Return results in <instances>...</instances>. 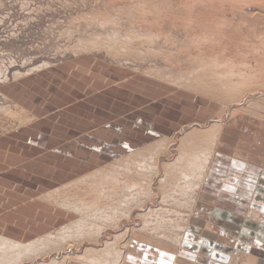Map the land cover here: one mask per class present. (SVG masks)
<instances>
[{
  "label": "rangeland",
  "instance_id": "rangeland-1",
  "mask_svg": "<svg viewBox=\"0 0 264 264\" xmlns=\"http://www.w3.org/2000/svg\"><path fill=\"white\" fill-rule=\"evenodd\" d=\"M139 112L159 115L153 117L157 124L174 123L173 134L117 158L87 157L82 173H51L60 170L52 168L61 159L51 153L65 144L62 140L96 137V144L119 148L129 139L125 128L132 129L127 119ZM215 127H220L218 141L211 150L201 133ZM229 131L248 143L244 149L262 144L264 152V0H0V175L19 187L46 185L16 192L25 193L23 202L39 197L61 215L58 227L36 240L52 239L42 256L10 264H88L63 258L76 244L83 255L90 247L105 249L108 242L110 264L119 253L127 264L139 237L162 249L148 250L144 264H178L179 259L180 264H237L244 257L238 264H264V191L249 213L210 212L200 187L206 176L193 171L203 164L196 167L203 155L215 154L219 137ZM187 138L193 141L184 149L188 158L176 164ZM165 140L171 145L156 152L153 147ZM65 163L77 166L71 159ZM114 163L109 179L120 182H100ZM93 173L98 176L90 186L77 182ZM55 174L60 180L51 185ZM178 177L188 183L172 184ZM99 185L105 190L101 198ZM217 214L231 218V238L226 237L225 251L213 253L204 246L215 241L207 233ZM64 227L75 237L60 242ZM79 230H92L90 240L97 242L78 237ZM237 246L245 251L236 252ZM155 254L161 260L155 261Z\"/></svg>",
  "mask_w": 264,
  "mask_h": 264
},
{
  "label": "crops",
  "instance_id": "crops-1",
  "mask_svg": "<svg viewBox=\"0 0 264 264\" xmlns=\"http://www.w3.org/2000/svg\"><path fill=\"white\" fill-rule=\"evenodd\" d=\"M138 114L140 115L137 117ZM137 115L132 114L131 117L127 119V122L130 124L132 129L128 130L125 128L123 134L129 139L126 140L119 148H109L105 144H96L93 142L95 141L94 139H97L96 137H77L75 139L72 138L71 140H62L65 141V144L54 148V151L51 153L53 157L61 159L60 163L55 161L52 164V168L54 169L55 167H59L60 170L54 169L56 172L51 171V173H67L68 177L70 175L72 176L82 173L86 163H90V160L87 159V157H97L98 159L117 158L132 153L138 148L144 147L147 143L159 139L160 137L158 136L172 135L174 132V123L168 121V123L161 125L154 122V118H157L159 115H151L146 112H139ZM121 130L122 129H117L115 133L121 132ZM16 140L19 141L18 139ZM243 144L248 143L246 141H243L242 143V141H239L237 137H234L230 131L228 133L225 132L224 135L222 134L221 137H219V144L217 147L218 150L212 156V158H214H210L211 162H208L210 167L208 166L205 174V183H203L201 186V193L205 192L204 202L206 204L204 203V205L207 207L206 209L210 210V212L218 211L223 215L230 216L241 214L242 212L244 213V211L249 213L251 207L257 204L256 198L258 197L259 192L262 194L264 191V152L262 149V144L260 145L261 148L259 147L260 149L255 148L253 151L244 149ZM70 159L75 161L77 166L74 165L69 167L68 163L64 164V161H69ZM112 166L111 168L113 169L114 167L116 168L118 164L117 166ZM119 172L120 170L117 172V174ZM20 173L21 175L27 177V175L24 174L26 172L23 170H20ZM108 173L109 172H107V175L104 177L106 180L111 176V174ZM1 176L3 175H0V177ZM53 176L57 175L55 174ZM97 176V174L93 173L77 182L89 184L92 183V179H96ZM104 178L100 182L105 181ZM2 179L5 181H2ZM59 180V176L52 178L51 185L56 184ZM115 180L109 179V181L112 183L115 182ZM24 183L27 184L26 182ZM90 185L91 184L88 186ZM103 186L104 185H99V192L96 191L100 198L105 194V190L102 188ZM44 187L47 186L34 184L32 186L23 185V187H19L17 186L16 182H12V180L7 179L6 177L0 178V237L23 244H28L32 243V241H36L48 231H53L58 227L61 220L59 211L54 209L51 210L49 205L44 203L39 197H36L30 202H23L25 193L21 191L16 192L17 188H22L24 191L29 188L30 190L28 192L30 193L31 190H43L45 189ZM106 188L107 186L105 189ZM48 196L49 195H46L45 197L44 193L43 198L46 199ZM42 205L45 207L41 208ZM262 217L264 219V216ZM262 217L259 219H262ZM217 218V222L212 225L213 229L211 231L214 233H211L210 230H208L207 233L209 240H216L214 242L210 241L211 244L209 246L207 245V247H209L207 251L212 250L213 253L219 250L225 251V248H227L225 246L229 245L228 242L230 240L226 237L230 238L227 233L231 224L230 221H232L231 218H227L225 220L224 217L219 218L218 215ZM206 220L208 219L206 218ZM211 223L213 222L211 221ZM217 226L220 227L219 230L215 229ZM219 233L221 234L222 241L218 239L220 236ZM218 240L219 242H222L220 245L217 243ZM197 246L200 245L196 244V247ZM157 247L158 248L151 246V243H149V241L143 237L136 238L130 251L132 256L128 259L127 264H144L148 250H154L156 252L157 250H162L158 245ZM204 247H206V245ZM237 248L240 249L239 251H236L238 253H241L240 251H245L240 246H237ZM155 255V261L161 260L159 254ZM178 264H180V259ZM205 264L213 263L206 262Z\"/></svg>",
  "mask_w": 264,
  "mask_h": 264
},
{
  "label": "bare ground",
  "instance_id": "bare-ground-1",
  "mask_svg": "<svg viewBox=\"0 0 264 264\" xmlns=\"http://www.w3.org/2000/svg\"><path fill=\"white\" fill-rule=\"evenodd\" d=\"M245 1V0H244ZM133 36H135V35H133ZM139 36V35H138ZM143 37V36H142ZM154 37V36H153ZM152 37V38H153ZM131 38V37H130ZM131 40H133V39H131ZM114 41V40H113ZM112 41V42H113ZM127 41V40H126ZM116 42V41H115ZM129 41H127V43H128ZM126 44V43H125ZM109 45V44H108ZM114 45V44H113ZM116 45V44H115ZM128 46V45H127ZM240 46H243V45H240ZM245 47V46H244ZM125 49H127V48H125ZM127 51V50H126ZM249 54V53H248ZM215 57H217V56H215ZM245 58V57H244ZM234 59V58H233ZM233 61V60H232ZM218 62V61H217ZM210 63V62H209ZM207 66V65H206ZM210 66V65H209ZM213 66V65H212ZM216 66V65H215ZM202 67V66H201ZM224 67V66H223ZM259 67V66H258ZM203 68V67H202ZM201 68V69H202ZM199 69V68H198ZM210 69V68H209ZM221 69V68H220ZM194 70H196V69H194ZM206 70V69H205ZM198 71V70H197ZM201 71V70H200ZM203 72H204V70H203ZM202 72V73H203ZM206 72V71H205ZM208 73H210V74H212L211 72H210V70L209 71H207ZM206 72V73H207ZM161 73V72H160ZM196 73H198V72H196ZM205 73V74H206ZM218 73V72H217ZM216 73V74H217ZM222 73V72H221ZM220 73V74H221ZM225 73V72H224ZM262 73V72H261ZM254 74V73H253ZM28 75V74H27ZM206 75H209V74H206ZM198 76V75H197ZM204 76V75H203ZM214 76V75H213ZM200 77V76H199ZM205 77V76H204ZM211 77H212V75H211ZM210 77V78H211ZM223 77V76H222ZM221 77V78H222ZM195 78H197V77H195ZM201 78V77H200ZM208 78H209V76H208ZM207 78V79H208ZM218 78V77H217ZM220 78V77H219ZM245 78H247V76L245 77ZM202 79H203V77H202ZM201 79V80H202ZM206 79V80H207ZM212 79V78H211ZM228 79V78H227ZM197 80V79H196ZM251 80V79H250ZM193 81V80H192ZM219 80H217V82H218ZM224 81H226V80H224ZM253 81V80H252ZM199 82V81H198ZM249 82V81H248ZM197 83V82H196ZM201 83V82H200ZM202 83H204V81L202 82ZM208 83V82H207ZM226 83V82H225ZM235 83H237V82H235ZM192 84V83H191ZM205 84V83H204ZM210 84V83H209ZM233 84V83H232ZM206 85V84H205ZM223 85H226V84H223ZM197 86V85H196ZM229 86V85H228ZM252 86V85H251ZM200 87V86H199ZM206 87V86H205ZM223 87V86H222ZM212 88V87H211ZM221 88V87H220ZM231 88H232V86H231ZM221 89H223V88H221ZM239 89V88H238ZM228 90V89H227ZM250 90V89H249ZM207 91V90H206ZM213 91V90H212ZM210 92V91H209ZM223 92V91H222ZM238 93V92H237ZM219 94H221V92L219 93ZM218 95V94H217ZM230 95V94H229ZM222 96V95H221ZM236 96V95H235ZM238 96V95H237ZM228 98V97H227ZM235 98V97H234ZM232 100H235V99H233L232 98ZM2 106V105H1ZM221 115V114H220ZM212 125V124H211ZM220 127H215V128H212V129H210V130H208V131H206V132H197V133H199V134H194V135H200V133H201V135H203V137H202V139L204 140V141H207V144H209V143H211V150H212V145H213V143L214 142H217L218 140V137H216L217 136V134L215 133L216 132V130H218ZM201 129V128H200ZM215 136V137H214ZM193 141L190 139V138H187L185 141H184V144H183V151H182V149H181V152H180V157H179V159L177 160V162H176V164H179V163H181L182 161H183V159L186 157V158H188L187 156V154L185 153L186 152V150H184L186 147L187 148H189L190 147V145H191V143H192ZM162 144H168V145H171L170 144V141H168V140H166V141H163V142H161V143H159V144H157V146L156 147H153V149H155V151L157 152L158 151V148L159 147H161L162 146ZM173 144V143H172ZM206 144V145H207ZM216 145V144H215ZM171 148V147H170ZM202 148H204L203 146H202ZM172 149V148H171ZM207 149H209V148H207ZM207 149L205 148L204 149V152H206L207 151ZM209 149V150H210ZM169 150V146H168V149L166 150V152ZM192 150V149H191ZM188 151V150H187ZM194 151V150H193ZM172 152V151H171ZM212 152V151H211ZM159 154H161V153H159ZM209 154H210V152H209ZM212 154H213V152H212ZM167 155H169L170 156V154H167ZM192 155V154H191ZM211 155V154H210ZM214 155V154H213ZM203 161H202V159H200L198 162L199 163H197L196 164V167H199L200 165H201V163H203L202 165H201V167L199 168V169H197V170H193L194 171V174H196L197 172H202L203 173V177L205 176V174H206V171H207V168H208V162H209V157L210 158H212V155L211 156H209V157H207V154H206V156H204L203 155ZM185 158V160H187ZM206 158H207V161H205L206 160ZM214 158V157H213ZM212 158V159H213ZM176 159V158H175ZM132 161V160H131ZM184 162V161H183ZM167 163V162H166ZM185 163V162H184ZM192 163V162H191ZM205 163H206V165H205ZM118 164V163H117ZM117 164L116 163H114V164H111L110 166H108L107 167V169H109L108 171H106V172H109L110 171V169H112L111 168V166L112 165H116L117 166ZM161 164H162V162H161ZM159 165V164H158ZM192 165H194L193 163H192ZM164 166V165H163ZM176 166H178V165H176ZM110 167V168H109ZM113 167V166H112ZM146 167H147V165L146 166H144V168H143V170H145L146 169ZM174 167H175V165H174ZM210 167V166H209ZM138 168V167H137ZM136 168V169H137ZM161 168V167H160ZM165 168V167H164ZM181 168V167H180ZM113 169H115V167L113 168ZM203 169H204V171H203ZM160 170V169H159ZM164 170V169H163ZM101 171V170H100ZM125 171H128V169H124V172ZM156 171L158 172V167L156 168ZM161 171V170H160ZM166 171V170H165ZM183 171V170H182ZM192 171V172H193ZM169 172V171H168ZM91 173V172H90ZM110 173V172H109ZM108 173V174H109ZM120 173V172H119ZM117 174V175H121V174ZM135 173V172H134ZM164 173V172H163ZM162 173V174H163ZM184 173V172H183ZM183 173H182V176H183ZM187 173V172H186ZM107 174V173H106ZM111 174V173H110ZM144 174V173H143ZM150 174V173H149ZM167 174V173H166ZM164 175V174H163ZM177 174L176 173H174L173 174V176H176ZM158 176V175H157ZM178 176V175H177ZM108 177V176H107ZM155 177V176H154ZM184 177V176H183ZM194 177V176H193ZM103 178V177H102ZM108 178H110V177H108ZM107 178V179H108ZM144 178V177H143ZM157 178V177H156ZM179 179H177V182H175V183H172V184H180L181 186H183V184H182V180L183 181H185V180H187L186 178L184 179H182L181 180V178L180 177H178ZM187 178H189V177H187ZM136 179H139V178H136ZM141 179V178H140ZM149 179V178H148ZM104 180H106V178H104ZM203 180H204V178H203ZM165 181H166V179L164 180V183H165ZM169 181V180H168ZM172 181H176V178L174 177V179L172 180ZM115 182L116 183H119L120 182V178L118 177L116 180H115ZM114 182V183H115ZM156 182V181H155ZM167 182V181H166ZM169 182H171V181H169ZM186 183H188L187 181H185ZM150 183V182H149ZM152 183V182H151ZM197 183V182H196ZM200 184V183H199ZM201 185V184H200ZM155 186V185H154ZM180 186V187H181ZM201 187V186H200ZM206 187V186H205ZM103 188V187H102ZM152 188V187H151ZM166 188H167V186H166ZM173 189V188H172ZM171 188H170V190H172ZM197 188H195V190H196ZM169 190V191H170ZM206 190V189H205ZM100 191H101V189H100ZM127 191V190H126ZM154 191V190H153ZM173 191V190H172ZM177 191V190H176ZM260 191V190H259ZM171 192V191H170ZM179 192V191H178ZM191 192H192V189H191ZM125 193V192H124ZM143 194V193H142ZM157 195V194H156ZM159 195V194H158ZM191 195V194H190ZM190 195H189V197H190ZM262 195V194H261ZM130 196V195H129ZM183 196H185V195H183ZM150 197V196H149ZM158 197V196H157ZM187 197V196H186ZM134 198V197H133ZM146 198V197H145ZM155 198V197H154ZM172 197H170V199H171ZM181 198V197H180ZM193 198V197H192ZM144 199V198H143ZM142 200V199H141ZM155 200V199H154ZM227 200V199H226ZM136 202H137V200H136ZM145 203V202H144ZM147 203V202H146ZM196 203V202H195ZM124 205V204H123ZM122 205V206H123ZM139 205V204H138ZM235 205V204H234ZM79 206V205H78ZM142 206V205H141ZM230 206V205H229ZM81 207H83V206H80V209H81ZM112 207V206H111ZM214 208H218V207H214ZM75 209H77V208H75ZM104 209V208H103ZM224 209V208H223ZM231 209V208H230ZM113 210V209H112ZM130 210V209H129ZM133 210V209H132ZM229 210V209H228ZM227 210V211H228ZM97 211H100V210H97ZM221 211V210H220ZM72 212V211H71ZM206 212V211H205ZM80 214V213H79ZM105 214V213H104ZM202 214V213H201ZM220 214V213H219ZM131 215V214H130ZM214 215V214H213ZM218 215V214H217ZM222 214H220V216H221ZM204 216V215H203ZM226 217V216H225ZM227 218V217H226ZM250 218V217H249ZM104 219V218H103ZM110 218H108V220H109ZM150 219V218H149ZM101 220V219H100ZM146 220V219H145ZM202 220V219H201ZM212 220V219H211ZM241 220V219H240ZM84 221V220H83ZM86 221L88 222L89 220H87L86 219ZM110 221H112V220H110ZM114 221V220H113ZM229 221V220H228ZM102 222H104V221H102ZM101 222V223H102ZM115 222H116V220H115ZM114 222V223H115ZM217 222V221H216ZM90 223H91V220H90ZM89 223V224H90ZM106 223V222H105ZM119 223H121V222H119ZM192 223H193V221H192ZM233 223H235V222H233ZM232 223V224H233ZM238 223V222H237ZM245 223V222H244ZM109 224H111V222L109 223ZM108 224V225H109ZM257 224V223H256ZM99 225H100V223H99ZM103 225V224H102ZM184 225V224H183ZM212 225V224H211ZM235 225H236V223H235ZM242 225V224H241ZM83 226V225H82ZM87 226H88V224H87ZM105 225H103V227H104ZM113 226H115V224L113 225ZM120 226V225H119ZM243 226V225H242ZM96 227V226H95ZM106 227V226H105ZM111 227V226H110ZM225 227V226H224ZM235 227V226H234ZM101 228V227H100ZM107 228V227H106ZM190 228V227H189ZM231 228V227H230ZM105 229V228H104ZM103 229V230H104ZM114 229V228H113ZM185 229V231H186V228H184ZM202 229V228H201ZM208 229V228H207ZM210 229V228H209ZM212 229V228H211ZM218 230H219V228H217ZM99 230V229H98ZM80 231V232H79ZM78 232H77V236L78 237H80L81 238V236H82V238H85V239H88L90 242H92L91 240H90V238H92L93 237V234H90L91 232H92V230H88V231H86V232H84V231H81V230H79ZM97 231V230H96ZM95 231V232H96ZM60 233H62V234H59L60 236H59V240H60V242H66V241H70V239H73L75 236H72L73 235V230L70 228V227H64V228H62L60 231H59ZM160 232V231H159ZM210 232L211 233H214V232H212L211 230H210ZM97 233H99V232H97ZM128 233V232H127ZM225 233V232H224ZM95 234V233H94ZM101 234H103L102 232H101ZM228 234V233H227ZM96 235V234H95ZM185 235V234H184ZM188 235V234H187ZM211 235V234H210ZM234 235V234H233ZM51 236H53V235H49V237L48 238H50ZM126 236H127V234H126ZM240 236V235H239ZM264 236V235H263ZM116 237V236H115ZM196 237V236H195ZM200 237V236H199ZM210 237V236H209ZM98 238V237H97ZM118 238H119V236H118ZM124 238V237H123ZM196 238H198V237H196ZM207 238V237H206ZM231 238V237H230ZM126 239V238H125ZM183 240L185 239V238H182ZM201 239V238H200ZM221 239V238H220ZM262 239V238H261ZM51 240L52 239H40V240H38V241H36V242H32V243H28V244H23V243H20V242H15V241H12V240H10V239H7V238H3V237H0V264H10V260H15L16 262H23V261H27V260H36L38 257H39V255H41L45 250H47V247H49L50 246V244H52L51 243ZM82 240V239H81ZM81 240H80V242H81ZM98 240H99V238H98ZM116 240V239H115ZM183 240H182V242H183ZM193 240V239H192ZM198 240V239H197ZM251 240V239H250ZM75 240H73V242H74ZM84 241V240H83ZM94 241H95V239H94ZM93 241V242H94ZM202 241V240H201ZM216 241V240H215ZM222 241V240H221ZM220 241V242H221ZM242 241V240H241ZM53 242V241H52ZM72 242V241H71ZM77 241H75V243H76ZM95 242H97V240L95 241ZM108 242V241H107ZM130 242V241H129ZM129 242H127V245L129 244ZM214 242V241H213ZM218 242H219V240H218ZM243 242H244V240H243ZM49 243V244H48ZM54 243H55V240H54ZM99 243V242H98ZM116 243V242H115ZM222 243V242H221ZM225 243H227V242H225ZM242 243V242H241ZM69 244V243H68ZM72 244V243H71ZM211 244V243H210ZM213 244V243H212ZM231 244V243H230ZM57 245V244H56ZM95 245V244H94ZM110 244H109V242L107 243V245H106V248L105 249H100V248H97V247H90V248H87L86 249V251H85V253L83 254V255H80L79 253H77V251L75 250V248L77 247L78 249H79V246H81V245H79V244H76V246H75V248H69L68 250L69 251H71V253H70V255L69 256H65L63 259L65 260V262H66V259L67 260H72L73 262H77V263H88V264H110V262H109V260H110V258H111V254H113V252L109 249V246ZM116 245V244H115ZM126 245V244H125ZM181 245V244H180ZM183 245H185V244H183ZM199 245V244H198ZM223 245V244H222ZM73 246V245H72ZM93 246V245H92ZM207 246V245H206ZM66 247H67V245H66ZM105 247V246H104ZM108 247V248H107ZM124 247V246H123ZM123 247H122V249H123ZM192 247V246H191ZM215 247V246H214ZM68 248V247H67ZM117 248V247H116ZM128 248V247H127ZM202 248V247H201ZM77 249V250H78ZM109 249V250H108ZM235 249V248H234ZM116 250V249H115ZM237 250V249H236ZM66 251V250H65ZM56 252V251H55ZM76 252V253H75ZM126 251H124V253H125ZM128 252V251H127ZM234 252V251H233ZM241 252V251H240ZM148 253V252H147ZM243 253V252H242ZM241 253V254H242ZM245 253V252H244ZM56 254V253H55ZM69 254V253H68ZM126 254V253H125ZM128 254V253H127ZM234 254V253H233ZM57 255V254H56ZM132 255V254H131ZM245 255V254H244ZM42 256V255H41ZM241 256V255H240ZM53 258V257H52ZM51 258V259H52ZM124 255L122 256V254L121 253H119V258H116L115 259V261L112 263V264H124ZM59 259V258H58ZM126 259V258H125ZM234 259V258H233ZM244 259H245V257H244ZM244 259L242 258H238L237 259V264L238 263H240V262H244ZM63 260V261H64ZM72 261H71V263H72ZM142 261V260H141ZM232 261V260H231ZM28 262V261H27ZM44 262V261H43ZM34 263V262H33ZM50 263H52V264H62V261L60 262H57L56 260H52ZM64 263V262H63ZM24 264V263H23ZM41 264H49V263H41ZM67 264V263H66ZM74 264V263H73Z\"/></svg>",
  "mask_w": 264,
  "mask_h": 264
}]
</instances>
